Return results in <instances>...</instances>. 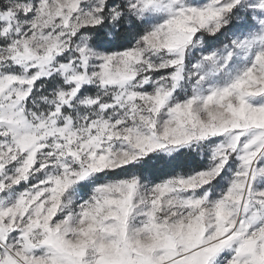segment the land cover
<instances>
[{"label": "snow or ice", "instance_id": "1", "mask_svg": "<svg viewBox=\"0 0 264 264\" xmlns=\"http://www.w3.org/2000/svg\"><path fill=\"white\" fill-rule=\"evenodd\" d=\"M0 264H264V0H0Z\"/></svg>", "mask_w": 264, "mask_h": 264}]
</instances>
